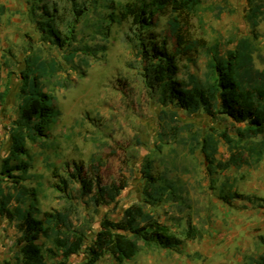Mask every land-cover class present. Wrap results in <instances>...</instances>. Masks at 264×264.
Here are the masks:
<instances>
[{
	"label": "rangeland",
	"instance_id": "rangeland-1",
	"mask_svg": "<svg viewBox=\"0 0 264 264\" xmlns=\"http://www.w3.org/2000/svg\"><path fill=\"white\" fill-rule=\"evenodd\" d=\"M132 1L0 0V92L9 89L0 105L10 107V121L18 114L20 73L26 57L38 55L58 64L57 73L44 84L61 114L50 127L48 138L26 145L33 167L17 187L34 190L43 212L70 211L74 224L87 231L88 243L104 217L119 221L136 203L144 204L147 212L183 240L182 246L173 250L143 246L124 264H226L224 245L217 256L212 255L215 234L225 233V223L216 225L215 217L222 219L225 204L230 202L224 198L234 193V188L244 196L247 192L252 203L262 201L264 180L257 178V165L240 170L217 167L234 151L221 138L223 132L236 137L231 121L164 105L160 89L145 75L140 39L149 44L167 42V48L177 54L178 80L197 77L205 81L210 74V49L219 46L225 55L243 37L253 39L255 67L264 70V0H255L263 11L256 39L249 22L250 2L201 0L195 12L177 18L182 42H200L201 46L189 53H182L184 45L178 46L172 32L176 15L170 9L157 15L153 26L142 33L129 21H122L120 7ZM46 4L52 7L56 26L69 35L72 46L58 47L40 29V23L49 19L43 11ZM75 5L83 8L80 16ZM73 50L77 55L69 62L67 56ZM173 113L177 115L174 118ZM207 138L217 142L213 172L201 152ZM16 163L11 159L4 169ZM76 166L83 177L98 178L104 185H123L116 202L96 207L88 198L79 197L76 182L70 185V196L58 191L59 177L72 174ZM148 167L158 180L157 189L164 193L155 205L148 203L145 195L154 190L149 186ZM189 225L202 237L187 239ZM85 259L79 254L67 264H84ZM100 264L116 262L105 256Z\"/></svg>",
	"mask_w": 264,
	"mask_h": 264
},
{
	"label": "trees",
	"instance_id": "trees-1",
	"mask_svg": "<svg viewBox=\"0 0 264 264\" xmlns=\"http://www.w3.org/2000/svg\"><path fill=\"white\" fill-rule=\"evenodd\" d=\"M247 1L251 4V33L256 39L263 11L255 4V0ZM200 4L201 0H133L121 5L119 18L129 21L135 30L142 33L153 26L157 15L170 9L176 15L172 32L178 39V46L184 45L182 53H189L198 49L200 42H182L177 18L195 12ZM52 10L47 4L43 7L49 19L40 23V29L58 47L72 46L68 41L69 35H64L56 26ZM74 11L80 16L83 8L75 5ZM147 43L140 39L141 56L146 62L145 75L151 85L160 89L164 105H172L188 114L203 112L212 119L225 118L231 121L236 137L223 132L221 138L234 151L226 163H217V167L240 170L258 165L264 159V70L255 67L256 47L253 39L241 38L235 49L227 51L225 55L220 53L219 46L212 47L208 65L210 74L205 81L197 77L178 80L176 52L167 48V42ZM76 55L77 51L73 50L67 60L73 62ZM84 62L89 65L87 60L84 59ZM57 71L58 64L55 61L47 62L32 54L26 57L25 66L20 73L21 100L18 117L11 128L10 151V159L17 163L9 170L3 168L1 174L4 178H0L2 212H7L8 217L15 222L19 233L16 243L20 249L16 261L6 264H67L73 256L79 254L85 255L84 264H100L105 256H110L116 264H124L134 259L143 246L165 250L181 247L183 240L167 224L147 212L142 203L128 207L119 221L104 217L100 230L88 243L87 231L74 224L70 211L43 212L37 205L38 198L34 190L30 191L25 187L18 189L17 185L27 180V174L33 167L26 145H36L48 138L50 127L58 121L61 114L55 105V98L46 92L44 84V80L53 77ZM4 96L5 93L0 95L1 100ZM172 116L174 118L177 115L173 113ZM201 152L211 165L208 167L209 171H215L213 165L216 162L217 142L211 138L205 139ZM147 169L149 186L154 187V190L145 192V195L147 202L155 205L162 201L164 193L157 189L158 180L151 175V168ZM13 172L19 175H14ZM59 178L60 184L55 186L58 191L68 196L70 185L76 182L79 185V197L88 198L96 207L115 203L123 189V185H104L98 178L83 177L80 166H76L67 177ZM9 179L14 184L15 193L10 190L5 192L2 187L3 182ZM233 199L252 201V198L235 192L224 198L227 202ZM12 202L16 204L14 209L4 210V206H9ZM186 237L198 239L202 237V233L189 225Z\"/></svg>",
	"mask_w": 264,
	"mask_h": 264
},
{
	"label": "crops",
	"instance_id": "crops-1",
	"mask_svg": "<svg viewBox=\"0 0 264 264\" xmlns=\"http://www.w3.org/2000/svg\"><path fill=\"white\" fill-rule=\"evenodd\" d=\"M0 104L5 101L9 95V89L5 88L0 92L4 94ZM19 105V103H18ZM0 178L5 163L11 161L10 151L12 147L11 128L13 122L17 119L18 114L12 121L9 115L10 107L0 105ZM18 113V112H17ZM10 165L7 170L11 169ZM257 178L264 180V159L257 165ZM243 169V168H242ZM8 181L3 182L5 192H8ZM236 193V188H234ZM12 193L15 191L12 190ZM243 195V193H238ZM247 197L249 194L245 193ZM258 203H252L249 200L233 199L225 204L222 219L216 215V225L225 223L224 235L215 234L213 241V254L218 255V251L224 245L225 257L228 261L226 264H264V197ZM14 202L9 206H4V210H13ZM19 233L15 227V222L8 217L7 212H2L0 204V264L15 262L18 257L20 246L16 243ZM222 246L220 247V245Z\"/></svg>",
	"mask_w": 264,
	"mask_h": 264
}]
</instances>
